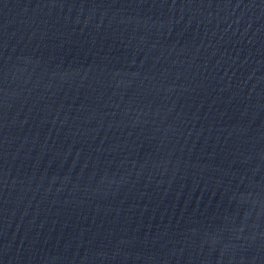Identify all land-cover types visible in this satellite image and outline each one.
I'll list each match as a JSON object with an SVG mask.
<instances>
[{
	"label": "water",
	"instance_id": "water-1",
	"mask_svg": "<svg viewBox=\"0 0 264 264\" xmlns=\"http://www.w3.org/2000/svg\"><path fill=\"white\" fill-rule=\"evenodd\" d=\"M0 264H264V0H0Z\"/></svg>",
	"mask_w": 264,
	"mask_h": 264
}]
</instances>
